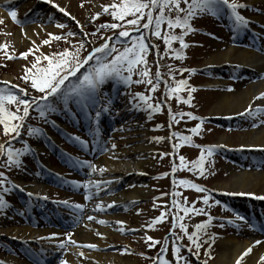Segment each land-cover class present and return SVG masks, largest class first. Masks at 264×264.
<instances>
[{"label": "rangeland", "instance_id": "rangeland-1", "mask_svg": "<svg viewBox=\"0 0 264 264\" xmlns=\"http://www.w3.org/2000/svg\"><path fill=\"white\" fill-rule=\"evenodd\" d=\"M31 1L32 2L30 3L28 2L29 4L21 3V8L17 6V9H15L17 12V21H12L11 17L6 14V12L8 11L5 9L0 15V20H2V22H0V43H8L7 50L0 49V80L10 82L13 85H18L17 82L20 81L22 82L21 87L23 89H26L27 91L32 88L30 86L31 81L25 82L21 78L25 74V66L32 67V65L35 63L36 68L33 69V71L35 72L37 69L46 68L48 64V61L45 59L36 61L35 55L44 54L50 56L51 54L62 52L66 48H69L71 53L74 49L78 48V38L80 35H82L81 33H90V29L85 26L86 23H88L92 19V17L94 16L93 14L96 12H102V5L113 3L112 0H54L55 4H59L61 7L65 8L66 13H68L66 15L65 13H61L52 4L44 5L42 3H39L38 0ZM236 2L247 5L246 8H241L242 13H244L246 17L247 14L257 13V15H259V17H261L264 21V14L259 13V10H257L258 12L251 11L250 9H254V7H248L259 5L264 9V0L252 2V5H248L249 3H247V0H236ZM32 3H34V5H32ZM9 6L10 5H8V7ZM31 9H34V11L31 12ZM27 13L31 14L32 19L27 20L23 24H21L20 16ZM174 14L175 12L173 11L172 15ZM72 17H75V20H73ZM129 17H126V19ZM77 21L79 22V24H77ZM195 21L199 25H203L206 28V30L208 31V36L196 32H191V34H188V39L190 40V38H192V40H194V43L189 45L186 57L183 60L179 59L175 63L176 65H180L183 69L204 66L205 68H210L211 64H204L207 59H209V57L215 52L225 49V46L220 45V43L223 39L227 38V36L223 33L222 28H220L216 24V20L213 19V16L211 14L205 13L203 15H198ZM58 24H64L65 27H57ZM30 26H35L38 30H31V32L34 33L33 35L29 34L28 32L30 31ZM64 30L76 33V35L68 36L67 39H64L62 37L60 41H54L53 39H50V43L47 45L42 43L44 39H49L47 35L48 33L62 35ZM91 39H98V35L92 36ZM33 42L35 43L33 44ZM29 48L33 49L35 55L29 53L27 58L20 57V53L27 51ZM86 48L87 46H84L83 49H80L81 57H83V52ZM122 48L123 45L116 46L117 50H122ZM155 53L156 52L152 49L149 51L146 57L147 64L153 76L156 72ZM8 56H14L16 58L9 59ZM140 67L141 66L138 65L137 69H139ZM213 69L215 68L208 70L207 74L196 73L192 75L191 72H186L185 74H183V76L187 73L191 74V77L188 80V84L194 85L195 88L202 87L195 89L191 93L192 101L190 105H186L183 102H174L175 98L172 100H168V103L171 105V107L172 105L176 106L175 110L181 108L183 112L192 111L199 115H204V118L207 117L208 120L203 123L198 122L196 119L190 121H183L180 119L179 123L176 124L175 122H173L171 128H169V118L167 112L164 111V109L151 119L148 118V114L146 111L140 112L134 110L132 105L129 104V98L139 92H146L148 94L147 88L150 87L144 83L137 84L134 82L135 80L140 79V77L135 74L136 69H134L132 74L133 84L125 91V94L120 93L119 90H115L120 99L119 101H121L122 105L124 106V109L122 111L125 113L126 118L122 119L124 122L120 127L121 129H118L117 131H115V135L109 137V149L106 154H109L113 151L127 150L130 152V155L137 156L139 155V153L133 151L132 149L138 148L142 142L145 144L148 142L147 144L152 146V152L150 151L152 158L151 166L150 168L145 169V179L143 181L131 183L129 189L133 190L134 188L138 186L141 187L142 185L151 189V192L147 196L131 204V207H129L127 210H110L109 219L113 221V226H109L110 224H104L106 225L105 229L106 231H108V233L102 232V230H98L92 225L87 224L86 222H88L89 220L86 218L85 223L83 222L77 229L69 232L73 234V236L70 238L67 237V239L76 241V244L67 242V239H65L66 235H63L64 237L62 241L66 242V247L69 248V251L71 253L79 255V253L82 252L83 256L88 259L92 258V254H99L103 257L106 256L105 258L101 259V262H103L104 259L108 257L111 264H150L151 261L148 257H152L153 255H155V252L160 247L161 243L149 248L148 243H151V241H146L145 237L152 236L155 240L161 242V240L163 241L165 238L164 235L171 229L173 211L170 209V204L172 202L170 191L174 188L173 178L175 176L172 177L170 168H172V164H180V156L185 157L186 167H178V175H185L187 178L194 180V183L200 184L204 187H207L208 189L213 188L218 197H220L221 195L225 196L226 194L234 196L235 199H238L237 197L241 196L239 195V193H245L235 192L231 187H228L229 189L222 191L218 188V185H225L228 182L230 183L232 175L240 170H253L248 166H252V159H256V157L254 153H250V150H244V148L242 147V143L243 141L246 142L248 137L247 133L249 131L256 130L258 126L264 127V123H262L264 122V118L259 117L258 121L260 122H257L255 127L251 122H241L237 126H235L234 129L229 130L225 127L210 124L211 118L209 112L216 104L220 93L224 91L227 93H232L234 91V86L237 83H240L245 87L246 84L255 82H253L252 79L247 80L244 78L239 79L238 81L231 82L227 78L228 73H219L218 71L215 72ZM187 87L189 86H186L185 90L183 91V95L188 94ZM163 93L164 90L160 87L154 93H152L153 102L159 101L163 97ZM7 107L11 111H16L15 104H9L7 105ZM32 113V120L34 123H46L45 118L40 115L38 110ZM51 114L55 118L57 117V113L52 112L48 115L51 116ZM15 122L16 121H12V123ZM198 123L201 124V131L198 135H192L187 131ZM157 125H162V127L157 128ZM175 129H181L182 131L187 133L184 135H192L193 144H181L180 147L173 149L172 145L178 143V138L169 139V137L171 135V131ZM5 136L7 135L3 133V126L0 125V143H3L4 140H2V138H4ZM222 136L229 137L230 140H228L227 143L219 142V139ZM26 137L28 139V144H32V142L35 143L36 141H38L36 137L29 135L28 132L26 134ZM153 137H162L163 139L157 141L155 139H152ZM203 143H212L222 146L225 148V153L221 157H217L213 152L211 156L207 157V160L204 163V167L206 169L205 172L202 175H197L195 172L189 171V169L192 167L191 162L195 161L200 155V147L198 146L205 145ZM113 144L115 145V148L112 147ZM14 147L23 148L21 143L16 144V146ZM171 150L174 151L173 155L171 154L167 158H165V155L161 156V153H166ZM25 155H23V158L25 160L31 159V157H26ZM258 155H260L261 157V163L264 164L263 154L259 153ZM244 157L247 166L245 165V163H243ZM85 166V172L87 173L86 180H89L91 169H89L87 165ZM2 168L4 171H9L13 177H15L16 175H23L24 178L28 181L39 180L38 174L33 171L32 165L29 167L23 165L22 168H5L2 165ZM254 171H256V169H254ZM165 173H167V175H164ZM230 185L232 184L230 183ZM51 188L47 187V195L65 197V195H62V193L58 192L56 188ZM176 189L180 193L178 200L182 206L185 204L186 198V202L188 205H191L193 201H197V205H195V207L203 208L204 211L209 214L211 212L216 213V211H218V215L220 217H229L224 213L225 211H228L233 213L229 220H233L234 218L238 217V214H235L236 210L230 209L229 211L226 209L225 205L215 204L213 202L215 201L213 197H210L207 205L204 204L201 198L206 195L210 196L209 192H198L194 189L186 188L182 185H179L178 181L174 188V191H176ZM248 189L249 192L254 195H247L248 193H245L244 196H246V198L243 200L252 202L255 201L257 197L264 196L261 194L263 190L261 186L251 187ZM114 190L113 193L117 195L123 190V187L119 186L117 190ZM159 193H167V195H161L162 198H160L159 201L155 203L153 199L154 197L160 196ZM248 196H254V198H250ZM218 197L215 198L218 199ZM99 198H104V196H101ZM76 201L78 202V204H82L85 207V200L81 201V199H79ZM154 204L156 205V207H153ZM240 207H243V204H241ZM137 209H140V212L138 214ZM161 210H164L166 212L167 219L162 222L156 223L152 228L145 227V225L150 223L154 217L160 215ZM179 211L182 215V209ZM87 213L89 214L90 210H88L85 214ZM183 216V223L186 224L188 233H191L195 230L194 226L197 223H201L208 219V216L204 214L193 215L189 213L187 215L183 214ZM6 218H8L7 213L0 214V225L2 221H5L6 224L4 225L3 229L8 228L9 230L7 233L13 234L14 232H16L17 228H20L19 226L21 223L13 220L11 221L10 219L6 220ZM117 220L125 222V224L123 225V227L126 229L125 231L122 232L119 230L120 226L114 223ZM213 221L215 223V220ZM98 225L100 224L98 223ZM221 225H223V227H221ZM35 231L29 233L30 236ZM88 231L92 232L93 235H96L95 242H84L85 237L88 235ZM98 232L102 233L103 235H97ZM177 232H181L179 227H177ZM47 233H49V231L45 232L44 234ZM251 234H254V230H252L251 228H248L244 225H242L241 227L230 226V224L226 221L215 223L214 226L208 225L204 230V233L200 236L201 244H203L204 246L200 247L199 252L201 255H203V257H206L208 264H213L221 248L220 242L222 241V238H235L241 241H248L250 243V240L252 239ZM56 236H60V234H57ZM181 242L184 245L189 244L186 235L183 237V240ZM88 244H95L97 247H86L85 245ZM260 244H264V242L262 241L260 243H255L254 241L250 246L256 248ZM83 247H86L87 249ZM170 247L171 243L169 241L167 251L168 256L166 258V252L165 258L171 261L172 264H175V260ZM193 251H196L194 246ZM181 254L187 256V254L189 253L185 249H183L181 250ZM3 256L4 254L0 251V258ZM98 263L100 262H97V264Z\"/></svg>", "mask_w": 264, "mask_h": 264}, {"label": "snow or ice", "instance_id": "snow-or-ice-1", "mask_svg": "<svg viewBox=\"0 0 264 264\" xmlns=\"http://www.w3.org/2000/svg\"><path fill=\"white\" fill-rule=\"evenodd\" d=\"M47 3L52 4L61 13H66L65 8L61 7L59 4H55L54 0H46ZM187 5V7H181V3ZM247 5L240 4L236 0H119V3L113 2L111 4H105L101 6V11L103 13H110L113 20L116 22L112 23H102L98 26L95 32L88 33L82 32L84 37L96 36L97 33L100 34L105 42L98 46L92 48L91 52L87 55L81 57L80 49H83L86 41L81 40L78 42V48L74 49L71 53L69 49H64L62 52H57L49 55H35L32 48H29L25 52L20 53V57L27 58L29 53L35 55V60L39 61L45 59L48 61L46 68L37 69L35 63L32 67L25 66V74L21 77L25 82L31 81V88L36 90L40 95L28 96L27 90L19 88L18 85H11L10 82L3 81L0 84L8 85L7 87H0V125L3 126V133L9 136V140L6 143H0V162H2L5 168L16 167L22 168L23 162L21 157L25 154L32 153V149L25 142L23 148H15L14 142L21 136V129L24 127L25 119L30 114V108L35 106L39 110L42 117H45V122L47 120V115L52 112L57 111H68L71 112L70 105L81 109L86 115L89 114L88 110L95 109V126L90 127L89 131L93 136L99 134L98 120L102 112L109 111L111 101H102L101 86L110 79H115L117 82H122L128 85L132 82L131 76L134 69H136L135 74L140 77V79L135 80L137 84L144 83L150 87L147 88L148 94L136 93L134 96L129 98V104L132 105L136 111H146L148 112V118H152V114L159 113L162 111L164 106L168 107L169 114V128H171L172 123H179L180 119L187 117L188 119H198L203 118L196 117L192 112H176L173 113L171 110V105L168 103L173 96L175 97L177 103L183 102L186 105H190L192 101L191 93L195 90L194 87H187L188 97L184 98L180 95L182 90H185L188 85L186 79H175L177 73H182L184 71L195 72L196 69H183L174 68L173 65L169 64L165 67L167 68L166 73H161V65L159 59L155 61L156 72L154 76L150 72V68L147 64V54L150 50L156 49V55L163 58V55H168L169 57H175L178 59H184L185 53L184 49L188 48L189 45L186 43L184 36L189 32L196 31L192 26L190 21L198 16L205 13L211 14L213 16H222L227 14L233 23V30H247L251 24V20L243 16L238 9L246 8ZM111 10V11H110ZM173 11L175 15H172ZM183 13V15H181ZM101 15V12H96L92 17L93 20L97 19ZM9 16L13 21H17V12L14 9L9 10ZM131 16V19H126V17ZM75 20V17H72ZM2 22V20H0ZM122 22V23H121ZM77 24L79 22L77 21ZM167 25V27L162 32V26ZM57 27H65L64 24H58ZM181 28L183 31L181 34L176 35L174 32L170 31L175 28ZM101 29H120L118 32H113L111 36H104ZM49 39H44L43 44L47 45L50 43V39L60 40L61 36L55 35L53 33L47 34ZM76 35V33L69 32L63 38L67 39L68 36ZM150 37L160 38L165 44L164 54L159 53L158 45L150 44ZM121 38H126L125 46L122 50H117L114 44L109 43L113 39L121 40ZM174 41H179V49L173 48L172 43ZM35 42H33L34 44ZM0 49L7 50L8 43H0ZM264 51V49H262ZM113 53H115L113 55ZM112 56L111 60H108V56ZM9 59H14V56H8ZM95 60V64L89 67L86 71H83L80 75L77 73L80 69L89 63V61ZM141 66L137 69V66ZM127 72L128 75L124 73ZM167 76L168 79L164 77ZM72 78V79H70ZM171 80V84L169 83ZM155 81V82H153ZM67 82V83H66ZM163 82L165 86V95L167 99L159 100L155 104L152 103V93H154ZM174 85V86H173ZM15 89H19V93L22 94L18 96ZM51 98V99H50ZM257 99L264 98V92L260 93ZM55 101V103L53 102ZM15 104L16 111H11L8 109L7 105ZM98 105V107H97ZM22 106V109H21ZM62 106V107H61ZM21 113V114H18ZM264 113V107H257L255 110L249 108L245 109V113H238V115H249L256 116L258 114ZM16 121V123H12ZM55 125V121H51ZM264 123V122H262ZM255 127L256 125L253 124ZM157 128L162 127V125H157ZM192 135H198L201 131V124H196L194 127L187 130ZM27 132L29 135L36 137L43 135L42 129L28 127ZM12 133L15 135L13 136ZM192 135H183L180 132H172L169 139L178 138V143L172 145L173 149L178 148L181 144L192 145ZM66 138L72 141L76 146H79L82 150L86 149L89 145V141L82 139L79 136L68 135ZM152 139L160 140L162 137H153ZM54 146V145H53ZM115 148V145H112ZM201 148L200 156L197 160L192 161V167L189 171L195 172L197 175H202L205 172L204 161L206 157L213 154L216 147L219 146H198ZM244 147V146H242ZM256 147V146H249ZM264 148V146H260ZM169 155V153H161V156ZM63 158L65 162L71 166L76 165H87L92 172L103 173L105 169L103 167H97L88 161H80L74 159L70 154L63 153ZM180 164L173 165L172 172L175 173L177 168L186 167L185 157H179ZM164 175H167L165 173ZM68 183L73 186H81L84 188V198L85 200L93 199L92 188H95L96 192L100 190V187L105 182L102 180H85V181H68ZM179 185L186 188L194 189L198 192H210L206 187L194 183L191 180L181 179L179 180ZM177 181L173 178V186L175 187ZM14 190L25 191L22 185L16 184L8 179L5 172L0 171V214H5V209L10 207L9 202L5 199V195L11 193ZM28 197H32L34 193L26 192ZM161 195H167V193H162ZM173 196L172 205L178 210L184 212L185 215L191 213L193 215L204 214L208 216V219L197 223L194 226V231L191 233L187 232V226L184 223H179L184 219V216L179 215V212L173 215L172 219V229H170L169 236L164 238L163 244L161 246L160 254L156 257L154 264H172L171 261L165 258L164 253L168 251L169 237L171 238V249L173 253L174 260L176 264H190L187 257L181 254V250L185 249L190 255H194L199 259V249L201 247L200 236L204 233L206 227L210 224L213 217L203 208L195 207L196 201H193L191 205H188L185 198V204L182 206L177 197L180 193L173 191L171 193ZM239 195H245V193H239ZM247 195H254L248 193ZM258 199H264V196L257 197ZM47 199V197H44ZM156 199V198H154ZM204 204H208L210 196H203L201 198ZM215 204H220L219 200L213 201ZM58 203L64 204L70 209L80 210L84 207L82 204H74L69 201H59ZM115 201L111 204H104L103 202L97 201L95 203V208L98 211H104L105 208L112 207L115 205ZM153 207H156L154 204ZM140 209H137V214ZM239 220L247 223V218L238 215ZM88 220L96 219L93 216H88ZM167 219V214L164 210H161L160 215L154 217L150 223L145 225L147 228H152L156 223L162 222ZM97 222L101 225L108 224L109 222L105 219H98ZM116 225H119L120 231H125L123 227L124 221H115ZM229 224L234 223L232 220L228 221ZM239 226V225H237ZM250 228H255V225L249 224ZM179 227L180 233H177L175 229ZM223 227V225H221ZM264 229V225H261ZM56 236V233L51 234ZM69 238L71 233H65ZM97 235L102 236V233H97ZM187 236L189 241L188 245L180 243L184 236ZM146 241H151L148 243V247H154L156 244L161 243L155 240L152 236H146ZM69 243L76 244L77 242L69 239ZM255 243H260V241H255ZM60 248L67 250L66 242L59 241ZM89 248H96L95 244L85 245ZM193 246L196 251H193ZM252 251L251 247L247 248L241 257L237 259L236 264H240L241 259L247 253ZM83 256V253H79ZM260 261L264 262V255L260 257ZM0 264H7L5 260L0 259ZM34 264H41V261L37 258ZM59 264H67V261L61 259ZM206 264V262H204Z\"/></svg>", "mask_w": 264, "mask_h": 264}, {"label": "bare ground", "instance_id": "bare-ground-1", "mask_svg": "<svg viewBox=\"0 0 264 264\" xmlns=\"http://www.w3.org/2000/svg\"><path fill=\"white\" fill-rule=\"evenodd\" d=\"M14 1L18 2L19 0H0V15L6 3ZM257 1L260 0H247V3ZM29 30L30 31L28 32L31 35L34 34L31 30L38 31L35 26H30ZM220 45H224L225 49L212 54L204 64H215L221 65L222 67L236 65L239 69L245 68L251 70L254 75L264 71L263 55L252 50L228 45L226 41L221 42ZM262 92H264V78L255 83L246 84L245 87L240 83H237L232 93H227L225 91L220 93L216 104L209 114L212 116L232 115L245 111L249 106L254 110L255 105H264V98H256ZM247 134L248 137L246 142L243 141V146L264 145L263 126H258L256 130H251ZM228 140H230L229 137L222 136L220 137L219 142L227 143ZM147 143L145 144L142 142L138 148L132 149L139 153L137 156L130 155V152L127 150H119L101 156L94 162V165L98 168L103 167L105 171L103 173L91 171V180H102L105 183L102 184L103 186L100 187L98 192L93 188V193H95L94 195H96V198H99L102 195H104V198L93 201V209H91V212L87 216H93L96 219L86 222L87 224L92 225L98 230H102V232L108 233L105 229L106 225H98V219H105L109 222V226H113V221L109 219V210H124L129 207L133 201L143 198L151 192V189L145 186H138L133 190L129 189L131 183L143 181L145 179V169L150 168L151 166L152 158L150 153L152 152V146ZM19 183L29 191L38 192L40 194H46V191H48L41 182L27 181L24 177L19 179ZM121 183L123 190L119 194L114 195L112 190ZM228 183L225 185L219 184L218 188L223 191L229 189L228 187H231L235 192L250 193L248 188L261 186L263 188L261 194L264 195V170H240L232 175L230 180L232 185ZM97 201L103 202L104 204H111L112 201H115L116 203L112 207L105 208L104 211H98L95 208V203ZM94 210L97 212H94ZM6 231H8V229ZM29 231V227L22 226L18 231L16 230V232H14L13 236H24ZM35 234L41 236L42 231H36ZM87 234L88 235L85 237L86 241L84 240V242L96 241L95 234L93 235L90 231H88ZM254 241H256L255 237L250 240V243L235 238H222V241L220 242L221 248L213 264H236L237 259L240 258L241 254L249 247H251L252 251L243 256L240 264H264L262 261L259 262V258L264 255V244H260L258 247L254 248L250 246ZM105 257L99 254H92V258L87 260L85 257L69 253L64 256L63 260L67 261V264H97V261L100 262L98 264H110L111 262L108 257L101 262V259Z\"/></svg>", "mask_w": 264, "mask_h": 264}, {"label": "trees", "instance_id": "trees-1", "mask_svg": "<svg viewBox=\"0 0 264 264\" xmlns=\"http://www.w3.org/2000/svg\"><path fill=\"white\" fill-rule=\"evenodd\" d=\"M105 21H107V23H112V22H108V20H105ZM102 23H105V22H95L94 24H93V26H92V29L93 30H95L96 31V29L98 28V26L100 25V24H102ZM110 29H101L100 31L101 32H103L104 33V36H105V34L109 31ZM99 39H100V36H99ZM98 39V40H99ZM102 39V38H101Z\"/></svg>", "mask_w": 264, "mask_h": 264}]
</instances>
